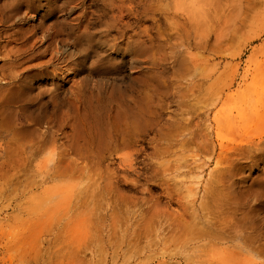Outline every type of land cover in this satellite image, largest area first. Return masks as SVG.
<instances>
[{"label":"rangeland","instance_id":"374dc122","mask_svg":"<svg viewBox=\"0 0 264 264\" xmlns=\"http://www.w3.org/2000/svg\"><path fill=\"white\" fill-rule=\"evenodd\" d=\"M123 2L150 57H102L84 99L88 72L29 51L51 19L25 42L0 22V75L16 61L25 92L20 134L0 132V264H264L242 227L264 160L239 156L264 140V0Z\"/></svg>","mask_w":264,"mask_h":264},{"label":"bare ground","instance_id":"6f19581e","mask_svg":"<svg viewBox=\"0 0 264 264\" xmlns=\"http://www.w3.org/2000/svg\"><path fill=\"white\" fill-rule=\"evenodd\" d=\"M95 6H98L97 9L90 10ZM94 15L97 16L96 20H93ZM126 15L128 12L123 0H0V22L10 26L13 30L10 33L11 36L17 37L20 41L25 42L27 35L29 38L33 37L36 31L42 28L43 22L51 19L52 25L42 31L40 41L35 42L29 51L33 52L35 47L40 49L39 46L37 47V44H40L44 46L39 52L40 57L49 55L45 66L59 64L69 71L68 65L74 64L81 66V71L88 72L79 81L78 91L82 99L87 97L88 89L91 90L90 95H92L94 89L100 90L102 87V82L91 80L93 73L100 72L93 67L100 63L102 57L108 56L109 60L118 59L120 64L117 68L135 67L142 58L150 57L149 49L143 41L142 30L138 29L133 31L132 35L126 36L127 31L132 30L131 26L124 21ZM62 17L68 20L64 18L62 20ZM35 18L38 22L30 28L26 30L17 28L24 22H32ZM135 19L139 21L140 16L136 15ZM228 43L224 46H228ZM72 49L75 52H71ZM8 65L10 70L0 75V132L6 131L17 135L20 132L13 124L9 110L11 105L24 102L25 92L23 87L17 84L20 73L16 68V61H9ZM91 142L90 138L84 139L82 143L76 141L71 148L77 154H80L82 150L89 152ZM245 153L246 151H243L239 153V156L249 160L251 165L260 159L264 160V140L247 154ZM242 227L244 230L251 231L249 233L257 234L253 235L254 243H244L245 247L259 257H264V243H261L264 242V214L261 218L258 214L250 226ZM208 264L212 262L209 260Z\"/></svg>","mask_w":264,"mask_h":264}]
</instances>
